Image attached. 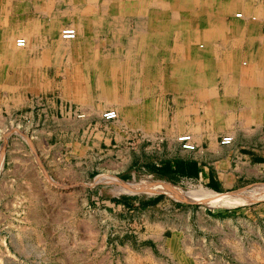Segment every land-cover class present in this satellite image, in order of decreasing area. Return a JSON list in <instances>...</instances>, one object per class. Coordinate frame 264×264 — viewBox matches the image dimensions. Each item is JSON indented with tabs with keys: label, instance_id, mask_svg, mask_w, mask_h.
Returning <instances> with one entry per match:
<instances>
[{
	"label": "rangeland",
	"instance_id": "1",
	"mask_svg": "<svg viewBox=\"0 0 264 264\" xmlns=\"http://www.w3.org/2000/svg\"><path fill=\"white\" fill-rule=\"evenodd\" d=\"M49 3L42 24L26 18L27 4L18 1V15L0 31V264H95L101 255L96 234L104 232L105 216L97 213L83 183L108 182L120 193L167 192L197 201L213 214L253 200V216L264 218V176L234 194H218L194 182L167 185L141 175L128 181L119 177L181 148L178 136L189 133L169 124L173 99L181 107L187 84L194 119L203 116L207 98L202 90L209 76H257V88H264V22L258 18L264 0ZM237 12L241 18L234 16ZM65 28H74L76 37L63 39ZM17 38H24L26 46L17 47ZM16 83L24 87L19 94L26 89L29 96L40 97L49 118L62 103L58 118L66 120L67 130L51 139L48 145L56 148L45 149L47 159L57 155L59 160L51 169L31 140L32 133L42 131L33 125L38 103L33 117L25 116V108L17 112L21 117L10 114L8 100ZM106 110H115L117 117L105 120ZM20 118L33 126L18 129ZM243 124L248 128L239 131V139L248 144L253 122ZM58 169L79 179H57ZM259 227L264 229V222Z\"/></svg>",
	"mask_w": 264,
	"mask_h": 264
},
{
	"label": "crops",
	"instance_id": "2",
	"mask_svg": "<svg viewBox=\"0 0 264 264\" xmlns=\"http://www.w3.org/2000/svg\"><path fill=\"white\" fill-rule=\"evenodd\" d=\"M18 1L26 2L23 14L26 18L36 17V23L42 20L43 24L44 19L40 18L49 16L50 0H0V31L18 15L15 9ZM35 1L38 3L34 5L32 2ZM258 18L264 22L262 10ZM27 22L33 24L34 19L29 18ZM189 77L186 76V81H191ZM209 77L207 89L202 90L207 98L202 100V117L194 119L193 112L191 117L190 103L193 100L189 84L183 90L181 107L180 101L173 99L176 109L169 127L185 129L191 135L195 149L176 148L167 158L147 162L138 172L120 174L122 181L141 175L170 182L167 185L194 182L218 194H234L264 176V88H257V76ZM20 78L17 76V80ZM19 84L16 83L8 100L10 114L18 118L17 112L25 108V116L33 117L35 102L38 103V120L33 125L42 131L32 133L31 140L41 160L51 169L50 164L57 165L59 160L57 155L53 156L54 159H47L45 149L56 148L48 145L51 139L59 131L64 135L67 130L64 127L66 120L58 118V113L63 111L62 103L55 106L57 112L49 118L40 97L29 96L26 89L25 95L19 94L18 89L24 88ZM1 112L0 99V115ZM216 119H221L223 124L215 126ZM19 121L18 129L33 126L25 125L27 123L21 118ZM245 121L253 122L250 125L253 142L247 141L248 144L239 139V131L248 128L243 124ZM72 125L76 129L74 122ZM212 128L223 131L212 132ZM224 136L232 137L230 144L219 142ZM55 173L57 179H79L72 173L65 174L60 170ZM83 184V190L90 194L97 213L105 216L102 221L104 232L96 234L97 255H101L95 264H264V229L259 227V221L264 222V218L253 216V200L247 201L249 205L242 208L227 206L213 214L196 205L197 201L177 198L167 192H149V195L140 194L148 191L120 193L119 188L114 192L108 182ZM246 191L241 193L246 195Z\"/></svg>",
	"mask_w": 264,
	"mask_h": 264
},
{
	"label": "built area",
	"instance_id": "3",
	"mask_svg": "<svg viewBox=\"0 0 264 264\" xmlns=\"http://www.w3.org/2000/svg\"><path fill=\"white\" fill-rule=\"evenodd\" d=\"M237 18L242 17L241 12H237L234 15ZM76 36V31L74 28H65L61 31V37L66 40L74 39ZM26 44V41L24 38H17L16 39V46L17 47H24ZM117 117V112L115 110H106L103 112V118L105 120H112ZM178 142L180 143V146L184 150H194L195 145L192 142L191 135L189 134H183L178 136L177 138ZM232 141L231 136H224L221 138L220 142L221 144H229Z\"/></svg>",
	"mask_w": 264,
	"mask_h": 264
},
{
	"label": "bare ground",
	"instance_id": "4",
	"mask_svg": "<svg viewBox=\"0 0 264 264\" xmlns=\"http://www.w3.org/2000/svg\"><path fill=\"white\" fill-rule=\"evenodd\" d=\"M77 1V0H76ZM82 1V0H81ZM92 1H94V0H92ZM87 2H89V1H87ZM73 3V2H72ZM111 6V5H110ZM112 7V6H111ZM170 8V7H169ZM91 9V8H90ZM130 11V10H129ZM56 19V18H55ZM199 34V33H198ZM66 46V45H65ZM62 47V46H61ZM116 95V94H115ZM249 98V97H248ZM118 109V108H117ZM134 187H135V185H134ZM140 186H137V188H139Z\"/></svg>",
	"mask_w": 264,
	"mask_h": 264
},
{
	"label": "trees",
	"instance_id": "5",
	"mask_svg": "<svg viewBox=\"0 0 264 264\" xmlns=\"http://www.w3.org/2000/svg\"><path fill=\"white\" fill-rule=\"evenodd\" d=\"M115 200H117V199H115Z\"/></svg>",
	"mask_w": 264,
	"mask_h": 264
}]
</instances>
